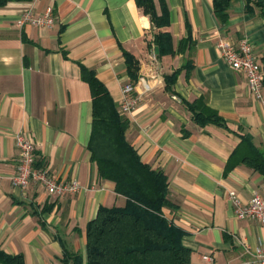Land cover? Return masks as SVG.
<instances>
[{"label":"crops","instance_id":"obj_1","mask_svg":"<svg viewBox=\"0 0 264 264\" xmlns=\"http://www.w3.org/2000/svg\"><path fill=\"white\" fill-rule=\"evenodd\" d=\"M161 14V3L153 0ZM168 24L157 29L136 0H32L0 7V251L24 264H86V228L100 207H123L111 181L98 177L88 142L92 96L82 68L103 84L128 123L126 141L141 161L168 179L169 218L182 232L190 264H259L264 225L238 219L229 199L241 204L258 194L264 174L243 158L251 144L264 157V105L246 77L221 58L217 43L247 40L264 73V11L232 0L221 24L212 0H163ZM53 7L52 27L18 26L24 11L41 15ZM166 32L170 50L155 36ZM168 49V48H167ZM125 54L138 62L136 80ZM177 72L174 83L165 78ZM131 83L135 109L122 114L123 87ZM203 99L224 125L200 126L189 104ZM28 136L35 167L78 190L49 196L40 185L15 189L20 151L15 134ZM242 140L246 143H241ZM209 257L210 260H204Z\"/></svg>","mask_w":264,"mask_h":264},{"label":"trees","instance_id":"obj_2","mask_svg":"<svg viewBox=\"0 0 264 264\" xmlns=\"http://www.w3.org/2000/svg\"><path fill=\"white\" fill-rule=\"evenodd\" d=\"M32 0H0V7L10 2ZM161 14L155 10L153 0H136L139 8L149 16L152 24L161 29L168 24V11L163 0ZM232 0H212L213 13L219 23L228 21ZM251 5L264 11V0H245L246 12ZM161 52L170 50L166 32L155 36ZM168 48V49H167ZM127 73L136 80L138 62L125 54ZM264 64V62H263ZM264 66V65H263ZM82 79L91 89L92 125L88 142L91 161L96 164L98 177L111 181L116 194L123 196V207H100L86 228V264H190V252L181 244L183 232L173 224L169 215L174 210L169 202V184L161 170L151 169L143 163L125 139L128 123L121 119L109 92L92 71L82 68ZM177 72L165 78L167 86L174 83ZM264 86V81H263ZM194 122L224 125L217 112L207 107L203 99L189 104ZM241 143H246L242 140ZM250 153L243 158L253 168L264 174V157L251 144ZM72 264H82L77 254L65 252ZM0 264H24L21 256H11L0 251Z\"/></svg>","mask_w":264,"mask_h":264},{"label":"built area","instance_id":"obj_3","mask_svg":"<svg viewBox=\"0 0 264 264\" xmlns=\"http://www.w3.org/2000/svg\"><path fill=\"white\" fill-rule=\"evenodd\" d=\"M53 7L49 5L43 14L33 15L30 11H24L18 20V26L30 25L50 28L54 24ZM222 60L233 70L242 72L246 77L247 88L256 101L264 105V73L253 46L247 40L231 44L227 40L217 43ZM134 86L129 83L123 87V100L119 106L122 114L131 113L137 103L133 95ZM15 146L20 151L16 172L11 177V185L15 189H25L30 185H40L46 193L52 197H60L73 194L78 190L76 182H64L54 180L47 170L35 167V148L32 140L19 132L14 136ZM229 199L236 206L235 215L238 219H252L264 225V200L253 194L252 198L245 204H241L234 192L229 193ZM259 264H264V249L256 248ZM204 260H210L204 257Z\"/></svg>","mask_w":264,"mask_h":264}]
</instances>
